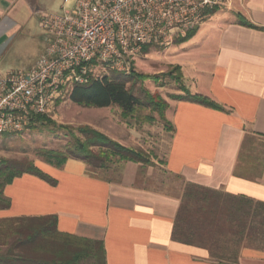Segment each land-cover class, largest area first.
<instances>
[{
    "label": "crops",
    "instance_id": "crops-1",
    "mask_svg": "<svg viewBox=\"0 0 264 264\" xmlns=\"http://www.w3.org/2000/svg\"><path fill=\"white\" fill-rule=\"evenodd\" d=\"M41 2L0 0V76L10 71L5 54L20 34L31 39ZM209 15L216 23L205 26L212 34L211 64L197 55L189 75L184 64L177 65L191 94L227 112L175 102L165 165L156 176L133 162L115 180L91 176L78 161L61 169L42 165L56 184L31 175L15 179L4 189L11 205L0 210V220L55 215L60 232L103 242L107 264H239L238 256L233 263L215 261L207 247L176 235L188 184L264 203V155L242 156L244 145L249 150L252 141L264 143V0H226ZM241 17L254 27L242 25ZM41 39L34 66L45 49L43 34Z\"/></svg>",
    "mask_w": 264,
    "mask_h": 264
},
{
    "label": "trees",
    "instance_id": "trees-1",
    "mask_svg": "<svg viewBox=\"0 0 264 264\" xmlns=\"http://www.w3.org/2000/svg\"><path fill=\"white\" fill-rule=\"evenodd\" d=\"M240 23L250 28L254 27L242 17ZM196 32H191L180 40V43L191 40ZM147 51L148 47H145L143 53ZM179 69L177 67L176 71ZM142 79L143 76L133 70L130 75L112 72V75L102 78L91 73L86 84H75L72 87L70 100L85 107L115 106L125 116H131L141 108H162L156 97L147 90H141V95L138 96L127 87L128 84ZM182 91L184 95L173 96V99L227 112L222 105L208 97L193 95L185 87H182ZM31 123L44 126L52 124V121L43 114L34 116ZM77 132L83 139L79 138L75 131H69L68 135L72 137V142L66 152L41 151L40 156L44 157L47 164L56 168H62L68 160L75 159L84 162L90 168L104 169L109 161V156L104 151L118 155L124 163L133 162L143 166L149 163L143 153L127 149L95 130L85 127L78 129ZM95 148L99 151L94 152ZM243 150L242 156L247 151L246 145ZM25 174L35 176L51 185L56 184L55 180L40 171L32 162L0 163V178H5L2 186L4 189ZM4 189L0 193V210H6L11 205L10 200L4 196ZM223 197L218 191L188 184L178 215L176 235L179 234L188 244L207 247L212 259L218 262L233 263L242 246L264 250V203L227 194L225 197L230 198L235 204V209L233 206L232 208L227 206V209ZM242 219H248L246 224L240 221ZM214 230L220 232L222 240L225 241L227 237L228 245L234 248L233 252H229L228 248L220 249V246H215L219 240L211 238L210 231ZM3 247H6L7 251L0 253V264H80L86 257H91L93 264H107L103 242L60 232L58 218L55 215L1 219L0 248Z\"/></svg>",
    "mask_w": 264,
    "mask_h": 264
},
{
    "label": "rangeland",
    "instance_id": "rangeland-1",
    "mask_svg": "<svg viewBox=\"0 0 264 264\" xmlns=\"http://www.w3.org/2000/svg\"><path fill=\"white\" fill-rule=\"evenodd\" d=\"M61 1L62 0H42V6L37 10V15L30 29L31 39H28L27 33L22 32L13 47L9 48L6 52L5 64H9V66L7 65V67H9L7 70H28L34 66L37 58V48H39V42L41 43L43 34V30L40 26L41 15L42 13L57 12ZM219 7L222 6H217L205 14L204 20L199 26L202 29L200 34L190 42H185L187 44L180 43V40L184 38H178L174 39L168 46H148L147 53H143L142 50V52L136 56L132 65V70L136 74L142 75L143 79L130 83L127 87L133 90L138 96L141 95V90H147L156 97V101L159 102L158 104H160L162 108H141L133 115L125 116L121 110L115 106L108 108H93L73 103L70 100V92L72 90V88H70L64 95L52 103L46 111L45 115L52 121V124L42 126L33 125L31 123L27 129L21 133L0 134V163L7 161L18 163L32 162L43 173L45 172L41 168L42 165L61 169L47 164L44 157L40 156V152H66L72 142V137L68 135L69 131H75L76 135L83 139L77 130L86 127L105 135L110 140L127 149L143 153L149 163L145 166L141 164L142 167L144 169H152L154 175L161 174V170L165 165L172 135L170 117L173 106L175 102H177L173 99V96L184 95L182 87L187 88L182 68L177 64L181 62V64L186 66L185 71L187 75L190 74L189 65H191L192 59L197 55L206 57L204 58L206 60L204 64H211L210 56L212 49L207 42H209V37H211L212 34L210 29L205 28V26L216 24L214 21H209V17L207 16ZM199 27L195 31H198ZM42 46L45 47L44 42ZM177 67L180 68L179 71H176ZM106 75H112V72L103 70V68L94 70L95 77L102 78ZM248 146L250 149L246 151V154L258 155L262 158L264 155V143L252 141ZM98 151V149H94V152ZM104 152L109 156L107 167L104 169L90 168L84 162L75 159H70L68 161L84 163L87 172L91 176L105 180L118 179L125 163L121 161L118 155L111 151ZM4 180V177L0 178V193L4 189L2 187ZM220 193L224 196L222 199L224 203H226V207L232 208L233 206V209H235L234 202H232L230 198L228 199L225 197L227 194L221 191ZM247 210L248 209H246V211ZM246 220L248 219H242L240 221L246 224ZM210 233L211 238L219 240L215 246H220V249L228 248V251L230 250L229 252H233L234 248L228 245L227 237H225L226 239L224 241L222 237L220 238L219 236L220 232L217 233L214 230L210 231ZM64 250H68V248H64ZM6 251V247L0 248V253H5ZM246 252H249L247 253L249 256L242 258V254ZM238 259L239 264H264V250L242 246L238 251ZM240 259H243V261L241 262ZM80 264H93V260L91 257H86L82 259Z\"/></svg>",
    "mask_w": 264,
    "mask_h": 264
},
{
    "label": "built area",
    "instance_id": "built-area-1",
    "mask_svg": "<svg viewBox=\"0 0 264 264\" xmlns=\"http://www.w3.org/2000/svg\"><path fill=\"white\" fill-rule=\"evenodd\" d=\"M226 0H64L42 13L45 49L35 66L0 76V134L27 129L32 118L95 69L130 75L148 46L186 38Z\"/></svg>",
    "mask_w": 264,
    "mask_h": 264
},
{
    "label": "bare ground",
    "instance_id": "bare-ground-1",
    "mask_svg": "<svg viewBox=\"0 0 264 264\" xmlns=\"http://www.w3.org/2000/svg\"><path fill=\"white\" fill-rule=\"evenodd\" d=\"M13 189H14V187H13ZM24 196V195H23ZM32 196V195H31Z\"/></svg>",
    "mask_w": 264,
    "mask_h": 264
}]
</instances>
